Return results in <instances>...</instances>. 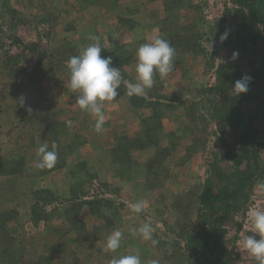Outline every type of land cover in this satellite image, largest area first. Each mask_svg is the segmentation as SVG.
<instances>
[{
    "label": "rangeland",
    "instance_id": "rangeland-1",
    "mask_svg": "<svg viewBox=\"0 0 264 264\" xmlns=\"http://www.w3.org/2000/svg\"><path fill=\"white\" fill-rule=\"evenodd\" d=\"M254 5L0 0V44L21 54L0 63V264H109L133 251L142 264H253L238 248L248 210L264 209V0ZM93 35L123 77L99 133L66 66ZM154 36L174 47L173 70L129 97L136 50ZM43 143L56 145L51 169L35 166ZM146 222L157 245L132 232ZM116 230L120 249L102 251Z\"/></svg>",
    "mask_w": 264,
    "mask_h": 264
},
{
    "label": "clouds",
    "instance_id": "clouds-1",
    "mask_svg": "<svg viewBox=\"0 0 264 264\" xmlns=\"http://www.w3.org/2000/svg\"><path fill=\"white\" fill-rule=\"evenodd\" d=\"M264 28V25H258ZM228 33L221 35L220 40L227 39ZM93 41L83 47L77 55L71 56L66 62L69 70V89L78 93L76 103L79 108L95 117L94 130L99 133L105 124L103 102L112 101L118 95L123 77L119 68L112 66L111 56H102L104 48L98 41L99 37L90 36ZM175 49L170 41L161 36H154L151 40L141 44L136 50L135 82L124 81L126 94L142 96L154 85V75L158 74L163 80L173 70ZM238 56L233 52V58ZM251 77L246 74L236 80L232 86L234 95L248 91ZM21 104L24 100L21 99ZM35 166L38 169H51L57 162L56 145L51 150L47 143L39 146ZM147 201L141 199L131 205V211L141 213ZM249 233L241 237L238 250L246 253L253 264H264V209L252 207L247 212ZM133 234L144 241H151L157 245L159 241L153 237L154 228L150 222L132 230ZM123 233L119 230L111 232L105 240L102 251L117 252L121 247ZM109 264H142L137 251L127 254H117L109 260ZM153 264H157L153 261Z\"/></svg>",
    "mask_w": 264,
    "mask_h": 264
},
{
    "label": "trees",
    "instance_id": "trees-1",
    "mask_svg": "<svg viewBox=\"0 0 264 264\" xmlns=\"http://www.w3.org/2000/svg\"><path fill=\"white\" fill-rule=\"evenodd\" d=\"M243 1L246 2V5H247V7L249 9H251L253 11H256V12H259V9L257 8V6L254 5L257 0H243ZM14 40H18V38H15ZM25 47L31 49L28 45H25ZM24 52H25V50H24ZM20 55H21L20 53L14 54L11 51L10 44L8 42H6V43L3 42V43L0 44V63H2V66L3 67L5 66L6 69H11L10 68V63L12 62V63L15 64V62L17 61V58H19ZM251 63H252V67H253L254 66V62H251ZM17 66H18V63H17ZM25 69H26V66L23 68V70H25ZM241 160H242V157L238 158V160H237L238 163H240ZM234 191L235 190L224 189L223 190L224 193L225 192L226 193H229L230 192L229 194H227L224 197L225 198H228V197L233 196L234 194H236V191L235 192ZM89 202H91V201L86 200L85 203H89ZM214 202L215 201H213V203ZM202 229L203 230H206V231L211 230L210 226L207 225V224H204V223H202ZM202 231H201V233H202Z\"/></svg>",
    "mask_w": 264,
    "mask_h": 264
}]
</instances>
